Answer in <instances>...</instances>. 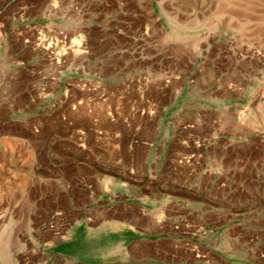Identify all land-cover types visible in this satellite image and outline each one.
I'll use <instances>...</instances> for the list:
<instances>
[{"label": "rangeland", "instance_id": "1", "mask_svg": "<svg viewBox=\"0 0 264 264\" xmlns=\"http://www.w3.org/2000/svg\"><path fill=\"white\" fill-rule=\"evenodd\" d=\"M33 1L0 0V127L16 121L24 137H0V215L5 219L0 223V252H5L0 262L25 264L23 256L10 253L29 252L40 226L26 222L34 163L28 128L35 114L30 107L47 93L55 95L53 107L77 103L75 87L61 97L66 85L59 79L38 81L36 71H75L78 57L96 56L113 64L121 77L126 62L133 68L132 103L139 102L143 90L150 104L178 92L172 102L195 105L189 115L195 126L181 127L176 135L205 137L203 148L214 156L227 149V157L213 161V167L223 168L225 190L214 195L229 218L221 231L214 229L208 245L203 235L197 236L198 261L230 264L209 249L223 247L233 264H253L257 253H264V233L260 237L252 229L254 206L264 201V0H72L79 11H117L107 44L95 49L82 46L86 38L77 30L81 15L38 21L30 11H19ZM84 18L86 26L88 19L95 20L100 30L99 15ZM75 84L68 81L69 88ZM82 88L80 97L92 103L93 86L85 81ZM59 226L63 234L66 224Z\"/></svg>", "mask_w": 264, "mask_h": 264}, {"label": "crops", "instance_id": "2", "mask_svg": "<svg viewBox=\"0 0 264 264\" xmlns=\"http://www.w3.org/2000/svg\"><path fill=\"white\" fill-rule=\"evenodd\" d=\"M19 11H30L38 21L50 15H81L77 30L86 38L82 46L89 49L107 44L103 42L110 37L108 28L117 12L79 11L72 0H34ZM94 15L101 17L100 30L95 20L88 19L86 26L84 17ZM105 62L83 56L75 71H36L38 81L59 79L66 85L61 97L75 87L77 103L68 100L53 107L55 95L47 93L30 107L35 114L28 128L34 163L26 222L40 226L29 252L10 254L23 256L25 264H200L197 236L203 235L208 245L214 229L221 231L229 222L214 195L225 190L223 168L213 167V161L222 163L227 157V149L225 155L214 156L203 148L205 137L176 135L181 127L195 126L189 116L195 105L172 102L178 92L150 104L143 90L139 102L132 103L133 68L126 62L121 77ZM69 80L76 82L72 88ZM85 81L93 86L92 103L80 97ZM111 97L122 102L113 103ZM58 110L62 114H51ZM16 128V121L7 129L2 125L0 137L23 139ZM254 215L252 229L262 237L264 201L254 206ZM62 223L66 227L59 234ZM209 249L233 264L229 250ZM253 264H264V253L258 252Z\"/></svg>", "mask_w": 264, "mask_h": 264}, {"label": "bare ground", "instance_id": "3", "mask_svg": "<svg viewBox=\"0 0 264 264\" xmlns=\"http://www.w3.org/2000/svg\"><path fill=\"white\" fill-rule=\"evenodd\" d=\"M80 50H77V52H79ZM258 58V57H257Z\"/></svg>", "mask_w": 264, "mask_h": 264}]
</instances>
